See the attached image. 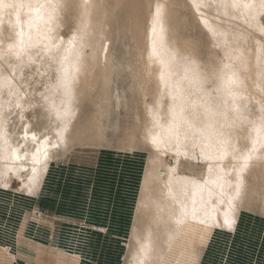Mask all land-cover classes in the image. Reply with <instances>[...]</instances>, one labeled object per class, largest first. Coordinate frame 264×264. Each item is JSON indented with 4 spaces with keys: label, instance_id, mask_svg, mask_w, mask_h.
Returning a JSON list of instances; mask_svg holds the SVG:
<instances>
[{
    "label": "bare ground",
    "instance_id": "bare-ground-1",
    "mask_svg": "<svg viewBox=\"0 0 264 264\" xmlns=\"http://www.w3.org/2000/svg\"><path fill=\"white\" fill-rule=\"evenodd\" d=\"M182 1L191 19L228 45L222 46V64L203 61L194 44L180 38L177 0H0V62L36 44L58 51L46 100L61 104L63 129L92 88L107 92L117 21L124 38L134 42L138 90L150 95L138 123L150 157L130 233L134 264H196L212 228H234L240 211L256 201L264 211V192L255 195L252 186L257 177L264 185V46L235 49L227 42L230 35L201 13L202 6L214 4L230 11L236 23L251 25L264 11V0H221L220 7L216 0ZM64 16L75 23L67 39L56 35ZM7 78L0 67V84ZM247 103L255 114L245 116ZM1 134L0 160L9 159L10 143ZM163 154L177 163L170 165ZM196 155L205 165L202 175L184 174L179 161ZM41 163L40 170L46 157ZM39 172L28 180L29 188L37 187Z\"/></svg>",
    "mask_w": 264,
    "mask_h": 264
},
{
    "label": "rangeland",
    "instance_id": "rangeland-1",
    "mask_svg": "<svg viewBox=\"0 0 264 264\" xmlns=\"http://www.w3.org/2000/svg\"><path fill=\"white\" fill-rule=\"evenodd\" d=\"M177 1L180 38L191 41L203 61L222 64V46L228 45L214 41ZM201 13L230 35L227 42L235 49L264 46V32L258 29L264 30V11L251 25L236 23L230 11L220 12L214 4L202 6ZM63 18L56 35L67 39L75 23ZM117 22L107 92L92 88L67 128L59 101L46 100L56 80L57 50L36 44L0 62L8 74V82L0 84V134L10 143L11 155L0 160V264H134L130 233L150 157L138 123L144 118L142 101L149 102L150 95L138 90L137 48ZM249 104L245 116L255 114ZM163 157L177 163L172 155ZM178 165L195 177L205 168L199 155ZM37 169V187L31 189L28 180ZM252 186L255 195L264 192L261 177ZM211 231L196 264H264V211L258 201L240 211L234 228Z\"/></svg>",
    "mask_w": 264,
    "mask_h": 264
},
{
    "label": "snow or ice",
    "instance_id": "snow-or-ice-1",
    "mask_svg": "<svg viewBox=\"0 0 264 264\" xmlns=\"http://www.w3.org/2000/svg\"><path fill=\"white\" fill-rule=\"evenodd\" d=\"M247 162H248V163H251V157H248Z\"/></svg>",
    "mask_w": 264,
    "mask_h": 264
}]
</instances>
